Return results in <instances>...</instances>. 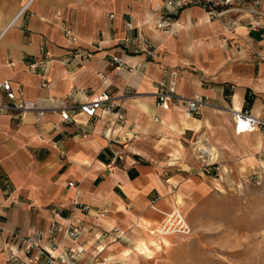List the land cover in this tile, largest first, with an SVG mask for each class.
I'll return each mask as SVG.
<instances>
[{
	"label": "crops",
	"instance_id": "1",
	"mask_svg": "<svg viewBox=\"0 0 264 264\" xmlns=\"http://www.w3.org/2000/svg\"><path fill=\"white\" fill-rule=\"evenodd\" d=\"M260 7L264 10V1ZM159 11L157 0H0V80L19 87L24 99L65 101L38 121L32 111L21 117L0 113V264H15L3 249L10 231L25 232L29 225L46 230L50 203L83 226L81 264H119L107 259L116 258L118 246L131 247L149 229L158 236L151 229L159 215L147 208L152 196H160L161 209H202L218 185L239 188L237 180L259 171L255 153L264 151V132L234 133L227 109L264 116V60L257 57L264 53L261 29H249L246 18L226 28L192 4L171 12L177 27L171 35L152 26ZM125 18L131 32L138 29L150 38L154 58L124 47ZM62 21L73 39L62 33ZM40 47L49 56L44 73L26 65L41 56ZM75 48L87 54L68 58ZM109 54L118 56L121 66ZM170 69L177 73L178 94L199 95L208 103L195 116L185 117L177 105H155L156 81ZM102 88L121 107L122 121L112 123V114L100 110L90 119L60 120L59 110L71 115ZM194 141L213 149V165L204 171L197 170ZM115 150L120 158L110 163ZM73 200L106 209L104 217L82 213ZM140 219L149 221L142 222L144 229ZM113 227L123 233L110 241L106 233ZM56 236L64 242L59 232ZM59 251L60 246L54 253Z\"/></svg>",
	"mask_w": 264,
	"mask_h": 264
},
{
	"label": "built area",
	"instance_id": "2",
	"mask_svg": "<svg viewBox=\"0 0 264 264\" xmlns=\"http://www.w3.org/2000/svg\"><path fill=\"white\" fill-rule=\"evenodd\" d=\"M264 0H157L160 4V11L157 18L152 22L155 29L166 32L167 34L175 35L177 27L173 25V17L171 12L187 5H198L212 18L222 21L224 27H230L246 18V25L249 29H261V36L264 37V23L260 18L264 16V10L261 9L260 3ZM23 6L20 8L22 9ZM112 13H109L111 16ZM125 33L120 39L124 47L130 52L144 54L149 58H154L157 55L155 46L141 30L131 32L133 25L129 18L123 20ZM59 27L62 33L69 37L74 38L73 31L70 25L66 22H59ZM260 47L264 49V41L261 42ZM41 56L32 59L26 63L27 68L38 73H44L49 62L48 54L39 48ZM87 53L81 52L75 48L68 56L74 58L75 56L86 55ZM110 61L116 63V67L121 66L122 60L113 54H109ZM261 60H264V53L257 55ZM9 63H12L9 60ZM129 70L132 66H127ZM99 77L104 81L105 76L98 72ZM176 70L170 69L165 75L161 76L155 85L154 98L155 105L161 109H167L172 105L181 107L182 113L185 117L195 116L199 109L207 106L204 97L193 95L192 97H183L176 92ZM46 84L43 79L42 85ZM65 102V101H63ZM62 101H55L50 97H36L34 99H24L19 87L13 88L7 78L0 80V113L16 112L19 117L26 112L32 111L34 119L38 121L42 115L48 111H53L57 105L63 103ZM121 107L117 105L111 95L102 88L94 98L81 102L77 105L76 110L68 115L64 110H59L58 114L61 121L76 122V116L82 115L85 119H90L96 116V112L100 110L104 114L111 113L113 121H122ZM227 111L231 115L233 121L234 133L238 134L245 131L259 130L264 132V116L251 114L247 110H236L232 107ZM193 149L199 160L198 171H204L213 165V149L205 142H193ZM121 151L115 150L112 152L109 162L114 163L120 158ZM257 161L259 162V171L253 173L245 181L251 182L255 186L262 184L264 170L260 162L264 161V151L256 152ZM219 172L218 164L214 165L213 174L217 176ZM66 186H75L73 181H67ZM238 187V186H237ZM241 188V187H239ZM159 195H154L147 201V208L159 215V221L155 225L154 230L160 236H169L179 234L188 236L191 233V227L185 220L184 216L176 207L168 209H161L157 206ZM82 213L92 212L95 220H100L104 217L106 209L95 208L91 209L88 203L72 201ZM46 217L48 225L45 231L34 225H29L25 232L19 230L10 231L4 243V251L6 259L15 264H81L82 258L85 256V246L78 242V236L82 231L83 226L78 220L74 219L72 215L63 214L62 208L59 205L50 203L46 209ZM62 219L64 223L58 220ZM61 234L64 242L57 241V233ZM123 231L113 227L106 235L109 236L110 241H115L122 236ZM98 239V235L95 236ZM60 246V251L55 254V250ZM24 259L21 261V258Z\"/></svg>",
	"mask_w": 264,
	"mask_h": 264
},
{
	"label": "rangeland",
	"instance_id": "3",
	"mask_svg": "<svg viewBox=\"0 0 264 264\" xmlns=\"http://www.w3.org/2000/svg\"><path fill=\"white\" fill-rule=\"evenodd\" d=\"M236 182H242L241 188L218 185L219 192L202 209L186 212L179 207L191 227L190 235L161 236L166 244L161 239L147 243L149 229L131 247H118L116 255L130 253L139 257V264H264V175L260 186ZM142 222H147L138 220L144 229ZM107 259L124 264L117 257Z\"/></svg>",
	"mask_w": 264,
	"mask_h": 264
},
{
	"label": "bare ground",
	"instance_id": "4",
	"mask_svg": "<svg viewBox=\"0 0 264 264\" xmlns=\"http://www.w3.org/2000/svg\"><path fill=\"white\" fill-rule=\"evenodd\" d=\"M23 10V9H22ZM234 109V108H233ZM238 110V109H236ZM260 165H262L263 167V170H264V161L263 162H260ZM262 234L264 235V232H262ZM158 234H156L157 236ZM156 239H161L165 244L166 242L164 241V239L158 235L157 237H154L153 235H146L145 236V241L147 243H152L154 242ZM120 247V246H118ZM135 252V251H134ZM116 257L120 260V261H123L124 264H139L137 259H136V256L134 255H131L130 253H124V254H118L116 255ZM117 261V260H116Z\"/></svg>",
	"mask_w": 264,
	"mask_h": 264
}]
</instances>
